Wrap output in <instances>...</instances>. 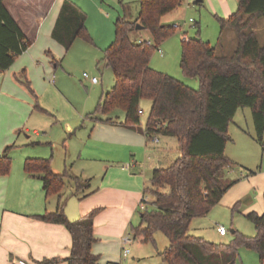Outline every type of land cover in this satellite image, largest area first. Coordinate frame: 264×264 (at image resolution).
<instances>
[{
  "label": "trees",
  "instance_id": "obj_1",
  "mask_svg": "<svg viewBox=\"0 0 264 264\" xmlns=\"http://www.w3.org/2000/svg\"><path fill=\"white\" fill-rule=\"evenodd\" d=\"M4 1L0 0V74L9 70L30 47ZM238 1V11L229 19L220 20L221 33L231 30L236 34L237 48L232 55H218L220 41L216 47L200 37L187 38L182 43L181 69L186 77L199 80V90L150 65L155 51L176 30L174 26L163 25L162 18L177 10L182 0H139L137 22L119 18L115 22V41L104 52L103 61L113 72L114 87L104 95L92 115H107L122 109L124 126L136 130L141 124V103L147 100L151 102V111L146 135L174 137L180 143V158L169 168L153 172L154 189L146 191L154 198L150 204L152 210L141 214V224L132 228L134 237L145 243L153 242L156 232L168 238L170 246L162 253L167 264H236L241 246L256 251L264 264V213L246 215L254 225V238L234 231V240L229 245H217L189 234L192 221L206 217L236 184L226 179L233 162L225 151L232 141L229 126L240 109L252 110L256 139L264 144V47L251 32L254 21L264 19V0ZM86 22L85 12L65 0L53 38L67 51L79 38L90 41ZM139 23L150 32L153 46L151 42L131 40ZM17 81L33 95L35 110L46 112L38 104L31 81L24 74ZM14 148L15 145L7 147L0 157V176L10 173V153ZM24 171L42 181L47 198L61 197L68 174L56 175L51 159H27ZM73 180L80 190L85 188L84 184L90 186V181L79 177ZM65 207L66 201L61 200L56 212L37 219L67 228L72 237L67 264H98L99 257L92 253V247L98 241L94 224L100 210L72 222L65 214ZM237 207L238 204L233 210Z\"/></svg>",
  "mask_w": 264,
  "mask_h": 264
},
{
  "label": "rangeland",
  "instance_id": "obj_2",
  "mask_svg": "<svg viewBox=\"0 0 264 264\" xmlns=\"http://www.w3.org/2000/svg\"><path fill=\"white\" fill-rule=\"evenodd\" d=\"M70 1L87 15V30L91 40L79 38L68 52L64 51L63 56L54 54L59 62L58 67H52V74L41 76L36 85L32 83L38 104L47 113L36 111L33 95L18 84L29 98L23 103L33 109L35 117L27 125L29 132L25 128L18 130L16 140L10 144L16 142L10 154V174L17 173L20 157L30 153L36 156L32 157L34 159H51L53 172L60 175L71 172L84 179L91 178L94 189L100 187L103 180H108L117 187L129 188L131 183L126 178L128 176L136 178L141 186L145 183L149 186L152 165L147 164L146 169L147 158L145 160L140 153H125L100 140L90 126V121L86 119L88 113H93L97 108L103 93H109L114 86L113 72L106 67L103 58L105 50L115 41V22L122 17L132 23L137 22L139 0H77L80 5L75 0ZM238 9V0H203L202 4H197L196 0H182V5L162 20L163 25H176L178 29L158 48L162 53L155 51L151 66L156 71L168 72L169 76L175 77L191 89L199 90V80L186 77L181 69L183 38L200 37L212 47H216L220 41L218 55H232L237 48L236 34L231 30L222 34L220 20L229 19ZM251 32L264 47V19L255 20ZM140 38L154 45L149 31L136 30L131 35L134 42H139ZM84 74L88 79L83 77ZM92 78H97L99 84H92ZM150 105L151 102L147 100L141 103V120L144 125L149 119ZM107 115L122 119L125 113L122 109H116ZM105 116L98 115L99 118ZM68 127L72 128L71 131ZM35 130L40 132L39 136L35 135ZM228 135L232 141L228 143L225 155L233 162V167L226 172V179L235 182L237 186L206 217L194 219L190 227L191 235L217 245H229L234 240L232 231L254 238V225L246 215L251 212L260 215L264 213V144L256 139L250 108L237 112L229 126ZM172 147L173 151L168 157L175 159L180 155V149ZM24 163L25 161L22 170ZM107 168L110 173L106 177ZM247 178L252 181L249 182ZM75 183L73 180H66L63 201H67V204L77 202L73 199ZM143 194L142 188V194L134 208L135 216L130 222L131 227L137 228L141 223V214L152 210L150 204L154 201L153 196ZM144 197L148 204H142ZM10 198L16 204L17 200L21 203L26 197L19 194ZM53 200L54 196H51L49 201ZM237 204V209L233 210ZM220 226L226 228V237L217 233ZM131 227L128 232L131 237L128 249L138 243L132 235ZM145 244L155 252H164L170 246L168 238L162 232H156L153 242ZM238 253L236 264H261L259 254L254 250L241 246Z\"/></svg>",
  "mask_w": 264,
  "mask_h": 264
},
{
  "label": "crops",
  "instance_id": "obj_3",
  "mask_svg": "<svg viewBox=\"0 0 264 264\" xmlns=\"http://www.w3.org/2000/svg\"><path fill=\"white\" fill-rule=\"evenodd\" d=\"M64 1H4L6 9L30 42V47L18 57L9 70L0 74V157L7 147L12 146L10 144L16 140L18 130L25 128V131L29 132L27 125L35 117L33 109L23 103L29 98L18 85L17 78L24 74L31 83L36 85L41 76L52 74V67L53 69L58 67V60L53 55L63 56L64 51H67L53 38V31ZM75 1L78 3L77 0ZM196 3L202 4L203 0H196ZM230 13L231 11L227 13V16ZM185 39L187 37H184L183 41ZM151 68L157 70L152 66ZM163 73L169 74L166 71ZM105 94L107 93H103L101 99ZM38 112L47 113V111ZM86 119L90 121V126L100 140L107 142L111 147L122 149L125 153H140L145 160L147 158L146 169L147 164L152 165L149 183L155 170L169 168L181 156L179 151L180 155L177 158L168 157L173 151L172 146L180 149L178 139L164 136L148 137L145 133L146 125L142 123V120L139 129L133 130L124 126L125 115L122 119H115L110 115L99 118L98 115L94 116L90 112ZM71 129L68 127V130L71 131ZM34 133L37 136L40 135L38 130ZM15 144L16 142L13 145ZM32 157L36 156L30 153L22 155L17 173L0 176V264H47L46 262L53 260L57 261L53 264H67L72 248V237L69 231L64 225L46 223L37 219L38 216L46 213L56 212L65 193L63 190L61 197L56 195L53 202L49 201L51 197H46L42 181L30 177L24 169L22 170L23 162L34 159ZM107 171L106 177L110 169L107 168ZM54 173L60 175L57 172ZM65 174H68L65 184L67 179L73 180L79 177L71 172H65ZM79 178L90 181V186L88 188L84 184L82 187L85 188L80 190L73 180L76 189L73 199L77 202L67 204L66 201L65 214L70 221L74 222L94 210H100L94 224V234L98 241L92 247V253L99 257L98 264H167L162 257L163 252L150 250L145 242L141 238H135L133 233L138 243L132 249L127 247L131 243L128 232L132 226L130 222L135 216L136 202L142 194V188L143 195L146 196L147 190L154 189L152 184L148 186L145 183L141 186L136 178L128 176L126 178L131 183L129 188L117 187L108 180H103L100 187L94 189L91 178L84 179L82 176ZM247 180L252 181L250 178ZM236 186L234 185L226 195ZM19 194H23L26 198L21 203L17 200L15 204L10 197L19 196ZM190 232L191 229L189 234ZM126 238L130 240L128 244L124 243ZM125 249L130 250L127 257L123 256Z\"/></svg>",
  "mask_w": 264,
  "mask_h": 264
},
{
  "label": "built area",
  "instance_id": "obj_4",
  "mask_svg": "<svg viewBox=\"0 0 264 264\" xmlns=\"http://www.w3.org/2000/svg\"><path fill=\"white\" fill-rule=\"evenodd\" d=\"M174 28L178 29V26L175 25ZM158 51L161 52L159 49H158ZM83 77H84L85 79H88V76H87L86 74H84ZM91 82H92L93 84H97V83H99V81H98L97 78H92V79H91ZM140 114H141V115L143 114V111H142V110L140 111ZM142 202H143L144 204L147 203L145 197H144V200H143ZM143 203H142V204H143ZM217 232H218V234H219L220 236H222V237L226 236L227 233H228L227 230H226V228L223 227V226L218 227V228H217ZM129 242H130L129 238H126V239L124 240V243H125V244H128ZM129 254H130V250L125 249L124 252H123V256H124V257H127Z\"/></svg>",
  "mask_w": 264,
  "mask_h": 264
},
{
  "label": "water",
  "instance_id": "obj_5",
  "mask_svg": "<svg viewBox=\"0 0 264 264\" xmlns=\"http://www.w3.org/2000/svg\"><path fill=\"white\" fill-rule=\"evenodd\" d=\"M136 30L137 31H143L144 30V27L142 25H140V24H137L136 25ZM232 233H234V231H232Z\"/></svg>",
  "mask_w": 264,
  "mask_h": 264
}]
</instances>
